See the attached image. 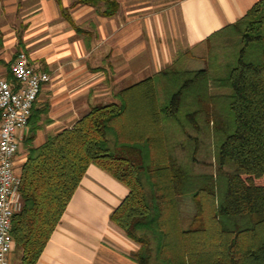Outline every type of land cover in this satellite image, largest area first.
Listing matches in <instances>:
<instances>
[{"label":"trees","instance_id":"1","mask_svg":"<svg viewBox=\"0 0 264 264\" xmlns=\"http://www.w3.org/2000/svg\"><path fill=\"white\" fill-rule=\"evenodd\" d=\"M46 111L34 102L19 144L18 264H36L90 165L128 190L109 222L137 264H264V0L35 146Z\"/></svg>","mask_w":264,"mask_h":264},{"label":"crops","instance_id":"2","mask_svg":"<svg viewBox=\"0 0 264 264\" xmlns=\"http://www.w3.org/2000/svg\"><path fill=\"white\" fill-rule=\"evenodd\" d=\"M114 1L116 13L103 17L76 0H0V76L6 80L13 57L24 52L30 67L50 77L35 101L36 109H47L38 122L35 146L72 127L91 107L110 102L113 93L127 87L121 85L159 59L155 47L149 63L131 70V59L144 53L131 57V42L147 34L162 43L179 27L185 51L243 17L258 0ZM8 83L14 88V81ZM127 193L90 165L36 264H137L132 255L138 245L109 222ZM9 262L18 264L13 245Z\"/></svg>","mask_w":264,"mask_h":264},{"label":"built area","instance_id":"3","mask_svg":"<svg viewBox=\"0 0 264 264\" xmlns=\"http://www.w3.org/2000/svg\"><path fill=\"white\" fill-rule=\"evenodd\" d=\"M10 72L14 88L0 76V264H9L11 220L22 208L15 167L19 144L38 93L50 80L47 73L30 67L24 52L12 61Z\"/></svg>","mask_w":264,"mask_h":264},{"label":"rangeland","instance_id":"4","mask_svg":"<svg viewBox=\"0 0 264 264\" xmlns=\"http://www.w3.org/2000/svg\"><path fill=\"white\" fill-rule=\"evenodd\" d=\"M100 8H102V6H100ZM166 30L168 31V29H166ZM172 30H174V29H172ZM143 36L144 35H142L139 39H136V40H139L138 43H135L133 41L129 45V51H130L131 57L137 53L140 54L141 52H144L143 54H141L142 55L141 59L134 60V61L131 59V64H130L131 70H134V69L141 67V65L143 63H149L151 50H153L155 47L157 48L156 51L159 52L158 53L159 59L156 60L154 64L152 63V65L150 64L149 66H147L146 70L142 74H140V75L137 74L138 76L130 79V81L125 83V85H121V86H128L130 84H133L134 82H137L142 77L153 75V72H155V70H157V69L163 70V69L167 68L168 66H170L172 64V62L174 61V59L176 58L178 53L186 51V50L182 51V49H184V46L181 45V43L179 41V38L181 36V29L179 27L175 28L171 39L168 38L169 37L168 35H167V37L164 36L165 38L163 37L164 39H163L162 43L157 38L154 39V38L148 37L147 34H146V36H144V37ZM154 36H155V32H154ZM133 39L134 38L131 37V40H133ZM154 40H155V44L151 43V42H154ZM160 54H161V56L163 55L164 57L163 58L160 57ZM196 68H199L198 65L196 66ZM111 99H112V96H111ZM18 151L19 152L17 153L16 161H15V167H16L17 173H18V168H19L20 162L23 159L22 150L19 148ZM182 207L184 209H187V212H191L192 206H191L189 200H186V202H184V204H182ZM9 264H10V262H9Z\"/></svg>","mask_w":264,"mask_h":264}]
</instances>
